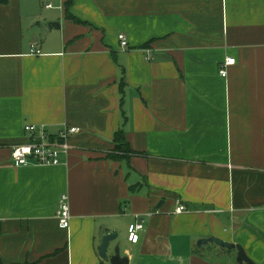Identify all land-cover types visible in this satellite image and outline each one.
Wrapping results in <instances>:
<instances>
[{
  "label": "crops",
  "instance_id": "obj_1",
  "mask_svg": "<svg viewBox=\"0 0 264 264\" xmlns=\"http://www.w3.org/2000/svg\"><path fill=\"white\" fill-rule=\"evenodd\" d=\"M65 1L0 4L2 262L110 264L100 238L119 232L127 264H239L209 236L264 264V0ZM30 123L80 128L60 165H12Z\"/></svg>",
  "mask_w": 264,
  "mask_h": 264
},
{
  "label": "built area",
  "instance_id": "obj_2",
  "mask_svg": "<svg viewBox=\"0 0 264 264\" xmlns=\"http://www.w3.org/2000/svg\"><path fill=\"white\" fill-rule=\"evenodd\" d=\"M46 7H52L51 3H47ZM119 45L122 48H127L128 40L123 32L117 34ZM31 53L40 54V51L31 46ZM235 58L226 57L220 63L219 74L226 76V68L233 65ZM26 140L23 143L16 144L11 150V163L13 166H55L60 165L63 158L67 156L71 148L68 143L70 136L78 133L80 128L77 126L63 125L56 135H52L42 125L27 124L23 127ZM58 205L55 216L57 217L58 225L61 228H68L71 222L70 201L68 195L62 193L58 199ZM187 207L182 201H177L173 209L174 214H179L186 211ZM142 229V224L138 220L128 226V241L135 243L139 238V231Z\"/></svg>",
  "mask_w": 264,
  "mask_h": 264
},
{
  "label": "water",
  "instance_id": "obj_3",
  "mask_svg": "<svg viewBox=\"0 0 264 264\" xmlns=\"http://www.w3.org/2000/svg\"><path fill=\"white\" fill-rule=\"evenodd\" d=\"M162 202L158 203L156 206L157 208L160 207ZM115 241L113 245V251L112 254L107 255V251L109 247L111 246V242ZM210 242L216 243L218 246L221 248H228V249H236V261L239 264H257L256 262H253L247 254H245L243 248L240 245H235L233 243L227 242L220 240L216 237L209 236L208 238H200L198 239V245L201 246L202 244H207ZM99 247H98V252L99 255L102 259L109 260L110 264H127L128 263V256L127 255H122L120 254L121 252V240L119 238V232H107L103 233L100 242H99Z\"/></svg>",
  "mask_w": 264,
  "mask_h": 264
},
{
  "label": "trees",
  "instance_id": "obj_4",
  "mask_svg": "<svg viewBox=\"0 0 264 264\" xmlns=\"http://www.w3.org/2000/svg\"><path fill=\"white\" fill-rule=\"evenodd\" d=\"M10 0H0V4H7ZM72 0H66L64 3V9L68 10L71 5ZM68 13V11H67ZM68 15V14H67ZM69 19L77 20L73 15H68ZM123 86V82H122ZM113 141L115 143V148L112 152L108 153L113 159H127L129 158V154L131 153V149L129 147L128 141L125 140V135L122 129H119L113 136ZM0 264H18V263H4L0 259ZM20 264H27V263H20Z\"/></svg>",
  "mask_w": 264,
  "mask_h": 264
},
{
  "label": "rangeland",
  "instance_id": "obj_5",
  "mask_svg": "<svg viewBox=\"0 0 264 264\" xmlns=\"http://www.w3.org/2000/svg\"><path fill=\"white\" fill-rule=\"evenodd\" d=\"M122 246V245H121Z\"/></svg>",
  "mask_w": 264,
  "mask_h": 264
}]
</instances>
